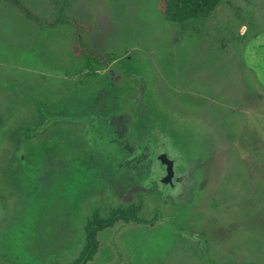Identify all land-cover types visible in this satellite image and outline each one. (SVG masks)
Segmentation results:
<instances>
[{"label":"rangeland","instance_id":"rangeland-1","mask_svg":"<svg viewBox=\"0 0 264 264\" xmlns=\"http://www.w3.org/2000/svg\"><path fill=\"white\" fill-rule=\"evenodd\" d=\"M21 1L54 15V0ZM65 2L108 68H81L67 28L41 32L0 0V264H71L93 213L129 207L88 264H264V0L183 24L156 0ZM92 120L124 147L157 129L207 159L192 206L122 186L130 165L96 151Z\"/></svg>","mask_w":264,"mask_h":264},{"label":"flooded vegetation","instance_id":"flooded-vegetation-1","mask_svg":"<svg viewBox=\"0 0 264 264\" xmlns=\"http://www.w3.org/2000/svg\"><path fill=\"white\" fill-rule=\"evenodd\" d=\"M91 125L93 128L92 132L96 136V143L98 144L94 147L96 151L104 153V151L113 147V155L117 156L118 159L116 166H122L121 162L124 163L125 168L127 167V163L130 165L127 168V182L123 185L118 184L127 186V188H143L153 191L160 197L161 206H164L165 202L169 199L176 204L186 202L187 206H192L201 188L206 186V180L199 173V170L206 167L207 159H202L195 154L193 156L189 152L187 153V149L178 146L174 140L175 138L171 137V141L167 138L163 140L161 139L162 132L154 129V131H151V134L149 133L150 136H136L132 142L128 143L129 147H124V145L119 144L117 139L118 133L111 128L108 121L99 123L96 120H92ZM89 126L90 124H85L84 129L86 130ZM90 137V133H87L86 138L88 141H90ZM110 164L113 166V162ZM112 166L108 170H111ZM106 173L104 176L108 179ZM113 184L114 188L118 190L122 189L116 183ZM68 200L72 202L71 194ZM95 214L100 215L98 212H95ZM62 220L63 222L66 221L64 217Z\"/></svg>","mask_w":264,"mask_h":264},{"label":"trees","instance_id":"trees-1","mask_svg":"<svg viewBox=\"0 0 264 264\" xmlns=\"http://www.w3.org/2000/svg\"><path fill=\"white\" fill-rule=\"evenodd\" d=\"M13 10L26 20L34 23L41 32L47 30H58L67 28L73 41V49L70 59L81 65L83 69L93 68L106 69L113 62V57L109 52H99L91 49L88 44L87 36L89 27L80 23L77 19L67 14V4L65 0H54V15L51 19H46L35 14L21 0H2ZM221 0H156V10L158 14L170 24H183L190 20L203 18L210 15ZM138 209L129 207L120 210H112L105 217L93 213L85 228V244L76 259L71 264H88L98 250L96 235L106 229L113 227L116 223L123 221L136 220ZM39 223V222H38ZM41 227L40 224L38 228ZM68 239V238H67ZM44 246L42 242H39ZM46 246V245H45ZM65 250L63 247L54 245L53 248L35 250L32 254H43L45 258L50 254ZM204 251V247L202 249ZM58 264V263H56Z\"/></svg>","mask_w":264,"mask_h":264}]
</instances>
